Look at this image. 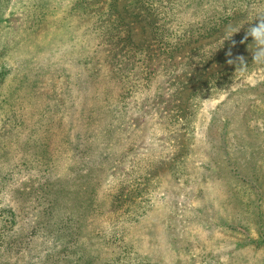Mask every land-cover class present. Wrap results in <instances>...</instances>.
Returning a JSON list of instances; mask_svg holds the SVG:
<instances>
[{
    "label": "rangeland",
    "instance_id": "1",
    "mask_svg": "<svg viewBox=\"0 0 264 264\" xmlns=\"http://www.w3.org/2000/svg\"><path fill=\"white\" fill-rule=\"evenodd\" d=\"M259 16L264 0H0V264H264V63L225 52ZM120 19L135 54L110 42Z\"/></svg>",
    "mask_w": 264,
    "mask_h": 264
},
{
    "label": "trees",
    "instance_id": "2",
    "mask_svg": "<svg viewBox=\"0 0 264 264\" xmlns=\"http://www.w3.org/2000/svg\"><path fill=\"white\" fill-rule=\"evenodd\" d=\"M153 8H152V12L148 11L149 13H153V10L155 9L154 4H152ZM237 13V12H236ZM153 15V14H152ZM241 17L238 14L232 15L229 14V16H227V18H223L220 19L218 22H216L213 26L210 24H206L203 25L204 31L203 30H197L196 32H188L185 33L183 36L179 37L178 39H176L173 43H168L166 45L163 46V50L161 49V54L162 55H166L169 58H173L174 54L177 53L178 51H180L181 49H183L185 46L195 43L199 40L205 39V38H209L212 37L213 35H215V33H221V31L224 29V27H226L228 25V22L235 20L236 18ZM157 21V19H152L151 20V24H152V28H151V36L153 39V45H158V46H162L161 43L165 42L162 39L165 37L164 33L168 32L167 29H163L162 31H156L157 27L155 22ZM123 23L121 21V19L119 20V23L115 22V21H111L112 24V38L110 40L111 43L115 44V49H119L120 51H124V52H129V53H136L137 50H140L136 43L133 40V35L128 31V29L124 28V26L121 24ZM254 26V25H251ZM159 27V26H158ZM154 36V37H153ZM254 43L253 38L251 36H249L247 33H244V36L241 37V34H236L235 36H230L228 38V44H227V48L225 49V52L228 54H231L232 52H234L237 49L242 48L245 45ZM150 49H153V46L149 47ZM148 50V69H150L152 66L150 64H152V62L149 59H153V54L149 53V49ZM126 55H130V56H134L133 54H126ZM159 55H155V57H158ZM154 57V58H155ZM254 58H252L250 61H253ZM249 62V61H247ZM246 62V63H247ZM226 72V71H225ZM225 72H221V71H217L216 74H223ZM155 73L153 71H148V82L151 83L152 78L154 77ZM214 74V76L216 75ZM153 76V77H152ZM196 92V91H195ZM194 93V92H193ZM50 205L53 207V203L51 202ZM50 208V206H49ZM73 231V234L71 235V237L69 238V234L68 233H64L63 235L61 233H59L58 235L55 236V238L57 239V243L61 244V245H65L62 249H66L67 245L66 244H72L73 238H75L76 240H78L79 236H80V232L79 230H74L72 228H70ZM63 240L65 243L63 242H59Z\"/></svg>",
    "mask_w": 264,
    "mask_h": 264
},
{
    "label": "clouds",
    "instance_id": "3",
    "mask_svg": "<svg viewBox=\"0 0 264 264\" xmlns=\"http://www.w3.org/2000/svg\"><path fill=\"white\" fill-rule=\"evenodd\" d=\"M259 23L249 27L248 35L253 38L255 49L253 61L262 64L264 63V16H259ZM241 28H236L233 31L238 32Z\"/></svg>",
    "mask_w": 264,
    "mask_h": 264
}]
</instances>
